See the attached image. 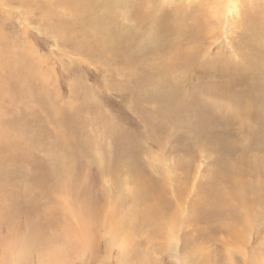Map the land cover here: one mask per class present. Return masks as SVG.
<instances>
[{
    "label": "rangeland",
    "instance_id": "rangeland-1",
    "mask_svg": "<svg viewBox=\"0 0 264 264\" xmlns=\"http://www.w3.org/2000/svg\"><path fill=\"white\" fill-rule=\"evenodd\" d=\"M216 1L0 0V264H264V0Z\"/></svg>",
    "mask_w": 264,
    "mask_h": 264
},
{
    "label": "bare ground",
    "instance_id": "bare-ground-1",
    "mask_svg": "<svg viewBox=\"0 0 264 264\" xmlns=\"http://www.w3.org/2000/svg\"><path fill=\"white\" fill-rule=\"evenodd\" d=\"M209 4V3H208ZM210 4L212 5L210 7L211 12L213 13V15L216 17L217 19V23L218 21L221 19H223L227 14H229V16H233V13L235 11V9L238 8L237 5V1L236 0H220V1H216V2H210ZM223 14V16H222ZM263 14V13H262ZM261 14V15H262ZM257 23V22H256ZM216 24V22L214 23ZM63 175V174H61ZM64 176V175H63ZM65 187V186H64ZM68 187V186H67ZM138 190V189H137ZM142 191V190H141ZM145 192V191H144ZM148 194V193H147ZM138 196V195H137ZM133 202V199H132ZM148 204V203H147ZM134 207V206H133ZM137 208V207H136ZM134 216V215H133ZM174 240V238H173ZM171 241V240H170ZM20 248V251H16L12 254L11 253V257L9 261H16L17 263H22L25 259L26 256L28 255V251H30V245L27 242H23L20 243V245L18 246ZM177 253V252H176ZM51 255V252H49V256ZM53 256V255H52ZM54 257H56L54 255ZM177 264H184L181 260L178 259V261H176ZM143 263V262H142ZM145 264V263H144Z\"/></svg>",
    "mask_w": 264,
    "mask_h": 264
}]
</instances>
